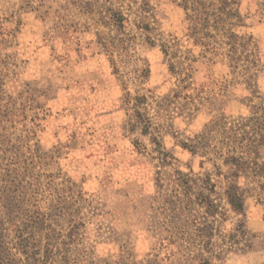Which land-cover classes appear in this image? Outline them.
Segmentation results:
<instances>
[{"label": "rangeland", "instance_id": "obj_1", "mask_svg": "<svg viewBox=\"0 0 264 264\" xmlns=\"http://www.w3.org/2000/svg\"><path fill=\"white\" fill-rule=\"evenodd\" d=\"M182 3L0 0V201L21 207L0 230L9 264H264L252 191L264 175L226 161L234 126L258 129L264 114V0H237L240 17L220 22ZM231 44L249 58L232 63ZM141 169L169 208L156 248L181 240L192 259H135Z\"/></svg>", "mask_w": 264, "mask_h": 264}, {"label": "trees", "instance_id": "obj_2", "mask_svg": "<svg viewBox=\"0 0 264 264\" xmlns=\"http://www.w3.org/2000/svg\"><path fill=\"white\" fill-rule=\"evenodd\" d=\"M206 1V0H205ZM221 1V0H220ZM189 0H184V3H182L183 7L186 10L193 9L196 10V13L191 15L187 14L188 17L191 20H200L205 21L206 18H208L210 15H215L218 18V22L220 20H227V21H233L235 18L240 17V11L238 8L230 7L231 5H234L237 3V0H222V2H212L210 4H207L204 2V0H193V3H196L197 6H189ZM209 6H213L214 9L212 12H208L207 8ZM228 7L229 10H228ZM200 9V12H197V10ZM218 11L224 12L226 11L227 17L222 18L218 14ZM264 11V8L263 10ZM264 12H261V15H263ZM123 14L121 13V18L123 19ZM232 33V32H231ZM232 37L236 38V35L234 33L231 34ZM218 49V47H215ZM239 48H237L235 45L231 44V48L228 50V57L232 63H238L240 59H243V53H238ZM213 52V51H212ZM214 54H217V52H213ZM247 56V59L249 58V55ZM259 119V118H258ZM259 125L257 126L258 129L252 128V130H244V128L239 125L234 126L235 133L231 135V144L228 151V156L226 158V161L232 162L236 165L238 170H253L255 174L264 175V163L261 165L254 162L252 165V161L254 157L262 156L264 155V114L262 115V119H259ZM238 126V127H237ZM219 153L222 152H216L217 156L220 155ZM244 158H248L249 161H244ZM1 173V172H0ZM220 167H218V174H221ZM254 181V187L253 192L257 193L258 195V202L262 203L264 205V180H252ZM253 183V182H252ZM246 191V190H245ZM245 191L239 190L237 186H233L228 191V199L231 203L232 207L242 212L244 210V200H243V194ZM250 192V190H248ZM11 204L9 201H7L6 198L2 197V200L0 201V230H2L4 223L7 221L10 224H15L17 226V214L21 212V207L17 206L16 212L11 211ZM213 207H216L214 205ZM36 214H38L36 212ZM40 220H44L40 214H38ZM4 242L0 241V264H9V262H12V256L13 253L11 252L12 248L6 247L5 244L2 245ZM18 250L17 248H15Z\"/></svg>", "mask_w": 264, "mask_h": 264}, {"label": "crops", "instance_id": "obj_3", "mask_svg": "<svg viewBox=\"0 0 264 264\" xmlns=\"http://www.w3.org/2000/svg\"><path fill=\"white\" fill-rule=\"evenodd\" d=\"M81 34L83 35L84 33ZM84 37L91 40L94 39L87 35ZM107 69V64L103 65V70ZM103 101L106 104L108 103L106 99ZM114 115L116 114H102V116H98V119L104 121L107 118L111 119L112 116L115 117ZM125 133L134 135L133 131H126ZM131 135L126 137V139H130ZM118 148L119 150L125 149L123 144L122 146L119 145ZM142 171L143 169L140 171L138 170L139 173H137V175L135 174L133 183H135L136 186L134 187V192L130 194V197L136 200V206L133 205L131 207V211H133L132 213L138 217V223L142 220L140 224L144 225L143 229L138 230L139 232L136 233L134 239L132 240L135 246V259L139 261L141 258L143 259L145 257H149V253L151 252L155 257H157L155 253H160V258L158 261L161 263H167V260H169L168 258H171L170 262L168 263H172V261L175 260H186V258L189 256L192 259L194 257V252H188V250L185 251V245L181 240H177L175 242L176 246L174 247L167 246L165 249H157L158 245L160 244V238H162L161 236L166 234V231L170 229V221L167 219L168 216H166V213L168 212L167 209L169 208L166 209L158 202V200L161 198L160 195H165V193L164 191L155 190L156 177L154 176V179H152V176H145L144 174L141 175ZM164 241L165 240H163V242ZM165 250H167V254Z\"/></svg>", "mask_w": 264, "mask_h": 264}]
</instances>
